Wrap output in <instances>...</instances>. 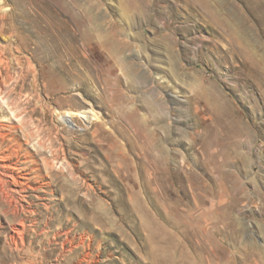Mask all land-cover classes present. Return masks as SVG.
Listing matches in <instances>:
<instances>
[{"label": "rangeland", "instance_id": "obj_1", "mask_svg": "<svg viewBox=\"0 0 264 264\" xmlns=\"http://www.w3.org/2000/svg\"><path fill=\"white\" fill-rule=\"evenodd\" d=\"M0 135L47 264H264V0H0Z\"/></svg>", "mask_w": 264, "mask_h": 264}, {"label": "bare ground", "instance_id": "obj_2", "mask_svg": "<svg viewBox=\"0 0 264 264\" xmlns=\"http://www.w3.org/2000/svg\"><path fill=\"white\" fill-rule=\"evenodd\" d=\"M74 113L67 112L60 117L61 124L71 131L74 129L72 120L78 117V115L88 121H91V118L94 117V115L85 112L81 114ZM18 129L22 128L18 127ZM0 136L3 138V135ZM43 163L47 168H52L49 166L50 162L48 160L44 159ZM36 171L37 169L30 167H18L17 164L12 163V157L10 155L4 152L0 153V214L7 220V227L9 229L8 233L3 237V246L4 249L9 248L12 251H23L27 249L26 252H29L30 259L25 264H47L49 261L43 256V253L47 252V249L43 246L44 244L41 243L42 245H39V252L33 254V251H31L33 241L30 240L27 244L25 240L26 235L29 233H33L35 238L39 235L45 237L48 235L46 229L47 224L44 228L38 230L36 218L37 205L31 201V198L43 200L40 193H45V191L42 190V184L40 187L34 186L41 178L36 175ZM32 175L33 177H31ZM45 186H48V184ZM29 192L34 193V195L30 196ZM44 206L47 211L51 209L47 204H44ZM60 235L61 231L59 230L53 235L52 240L45 238L49 246H60L57 248V257L55 259L58 264H60V261L68 254L74 253L76 249L83 246V242H80L76 246L73 245V240L70 239V232H65V240L58 243V237ZM85 261L86 259L78 260L77 264H82Z\"/></svg>", "mask_w": 264, "mask_h": 264}]
</instances>
